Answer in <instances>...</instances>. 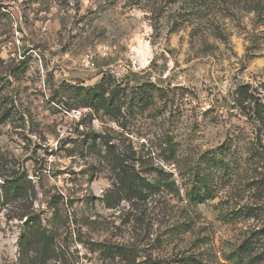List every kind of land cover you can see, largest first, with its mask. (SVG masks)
I'll list each match as a JSON object with an SVG mask.
<instances>
[{
    "label": "rangeland",
    "instance_id": "obj_1",
    "mask_svg": "<svg viewBox=\"0 0 264 264\" xmlns=\"http://www.w3.org/2000/svg\"><path fill=\"white\" fill-rule=\"evenodd\" d=\"M0 264H264V0H0Z\"/></svg>",
    "mask_w": 264,
    "mask_h": 264
}]
</instances>
